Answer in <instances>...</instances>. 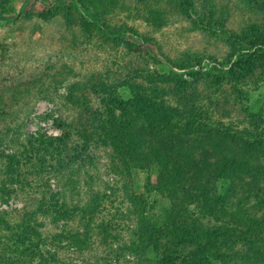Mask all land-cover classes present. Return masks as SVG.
<instances>
[{
  "label": "trees",
  "instance_id": "16d2710c",
  "mask_svg": "<svg viewBox=\"0 0 264 264\" xmlns=\"http://www.w3.org/2000/svg\"><path fill=\"white\" fill-rule=\"evenodd\" d=\"M37 1L51 4L31 13L45 20L58 15L57 5L64 3L67 13H73L82 25L93 23L109 37H124L127 33L116 26L100 24L90 0ZM252 2L258 6L257 0ZM10 10H15L13 0H0V16ZM226 31L232 40L248 49L238 51L240 58L251 60L257 47L264 50L262 32L257 38H249ZM138 48L134 43L130 50ZM173 67L188 69L179 64L167 71L147 68L135 72L129 84H95L92 91L97 94V108L90 107L91 100L84 95L86 109L80 112V120L85 116L86 122L63 123V134L35 138L27 133L24 138L22 130L14 131L16 136L10 138V144L17 143V147L12 153L4 146L11 130L3 134L0 199L16 198L24 205L0 209V264H32L36 257L43 261L39 264L58 262V253L40 248L46 240L41 229L47 231L48 225L57 226L62 220L84 223L60 239H91L99 235L107 241L110 232L105 225L92 232L93 218L98 213L95 202L81 205L83 198L73 202L77 177L93 178L90 169L94 157L86 153L92 145L110 151L112 169L106 176H111V171L126 179L138 172L147 174V195L126 190L136 222L128 228V234L117 229L118 242L128 239L123 247L113 249L115 257L128 251L139 264H264L262 111L256 114L241 104L240 99L249 100L250 96L246 97V91L232 80L240 75L232 67L206 73L193 71L188 73L189 78ZM260 67L264 72V66ZM202 80L206 81L203 88ZM125 87L130 89L128 96L120 92ZM239 114L247 119L241 118L237 124L214 120L215 116L231 119ZM4 115L7 114L0 112V125ZM21 134L23 140L18 138ZM73 134L81 143L74 141ZM53 179L57 181L56 188ZM151 193H159L169 202L162 221L150 216ZM40 216H46L47 221H39ZM35 237L41 244L34 242ZM76 243L82 244L83 240ZM127 259L126 264H136Z\"/></svg>",
  "mask_w": 264,
  "mask_h": 264
},
{
  "label": "rangeland",
  "instance_id": "374dc122",
  "mask_svg": "<svg viewBox=\"0 0 264 264\" xmlns=\"http://www.w3.org/2000/svg\"><path fill=\"white\" fill-rule=\"evenodd\" d=\"M252 1L90 0L100 24L127 30L124 37H109L93 23L80 24L73 13H67L64 3L57 5L58 15L45 20L31 13L51 4L13 0L15 10L0 16V112L7 114L0 125V138L11 130L4 142L7 152L12 153L17 147V143L10 144V138L16 136L14 131L22 130L24 138L27 133L36 138L43 134H63V123L86 122L85 116L80 120V112L86 109L83 96L90 98V107L97 108V94L92 91L95 84L98 87L103 82L129 84L137 71L147 68L167 71L173 64L188 66L183 70L173 67L177 72L184 71L188 78V73L193 71L206 73L217 68H234L240 75L232 80L246 91V97L250 96L249 100L240 99L241 104L244 108L249 106L256 114L262 111L264 118V72L260 67L264 66V50L257 47L251 60L240 58L241 51H238L247 52L248 49L232 40L226 31L249 38H257L261 32L264 34V0H257L258 6ZM134 43L139 46L137 51L130 50ZM200 82L203 88L206 81ZM120 92L128 96L130 89L125 87ZM241 118L246 116L239 114L231 119L215 116L214 120L226 123L232 120L237 124ZM22 134L18 137L20 140H23ZM73 137L76 143H81L77 135L73 134ZM86 153L94 157L90 169L93 178L77 177L73 202L79 203L81 198L84 201L79 203L81 205L95 202L98 213L93 218L92 232L105 225L111 235L107 241L99 235H93L91 239L84 236L60 239L84 223L77 219L62 220L57 226L51 223L53 227L48 225L47 231L41 229L45 242L41 244L36 237L33 240L41 244L42 250L59 254L58 262L47 260L45 264H126L127 258L139 264L138 258L128 251H121L119 258L111 253L113 249L123 247L128 239L118 242L117 229L128 234V228L136 222L127 191L133 189L147 195V174L138 172L132 179H126L111 171V176H106L111 168L110 151L92 145ZM51 181L56 188L57 181ZM94 195L98 196L96 200ZM149 200L152 204V207L148 206L150 216L162 221L163 212L169 207L168 200L159 193H151ZM23 205L16 198L0 199L3 210ZM12 216L18 218L15 214ZM45 217L40 216L38 220L47 221ZM80 230L83 231L84 226ZM79 240L83 243H76ZM148 256L152 258L153 253ZM153 260L151 262L157 259ZM38 262L43 261L36 257L32 264Z\"/></svg>",
  "mask_w": 264,
  "mask_h": 264
}]
</instances>
